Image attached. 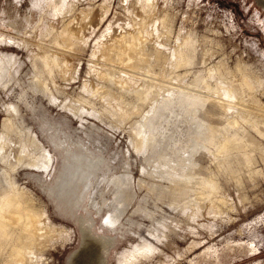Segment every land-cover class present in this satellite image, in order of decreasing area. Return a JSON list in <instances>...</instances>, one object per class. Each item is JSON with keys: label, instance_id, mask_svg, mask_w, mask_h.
<instances>
[{"label": "rangeland", "instance_id": "rangeland-1", "mask_svg": "<svg viewBox=\"0 0 264 264\" xmlns=\"http://www.w3.org/2000/svg\"><path fill=\"white\" fill-rule=\"evenodd\" d=\"M139 32L140 68L112 48ZM0 66V200L23 216L0 264L25 247L27 264H264V0H0ZM160 154L214 182L186 186L200 211L173 201Z\"/></svg>", "mask_w": 264, "mask_h": 264}, {"label": "bare ground", "instance_id": "bare-ground-1", "mask_svg": "<svg viewBox=\"0 0 264 264\" xmlns=\"http://www.w3.org/2000/svg\"><path fill=\"white\" fill-rule=\"evenodd\" d=\"M140 32H142V31H140ZM138 33V34H134V33H130V34H128V35H125V36H123L121 39H118V42H119V44H117V45H112V48H113V50H115V52H114V54L116 53L117 55H118V58L117 59H119V57H120V60L122 59H125L126 57L128 58V59H130V60H132V59H134V62H135V65H134V67H139L143 62H146V57H144V52H145V50H144V47H143V43H144V41H143V34H142V36H140L139 34H141V33ZM66 36V37H65ZM65 36H64V38H65V43H68L69 41H71V35L69 34V33H65ZM57 41V40H56ZM116 41V40H115ZM58 42V41H57ZM114 44V43H113ZM67 45V44H66ZM145 48H146V46H145ZM144 50V51H143ZM116 55V56H117ZM124 55H126V57H124V58H122V56H124ZM160 55V54H159ZM45 56V62H46V64H47V66H48V68L47 69H49V71L50 72H52L53 70H52V68H51V66H50V63L53 65L54 64V62L52 63V60L53 59H55L56 60V64H58L59 66L60 65H62V64H60L61 63V61H59L58 60V58H56L55 56H53V55H51V54H46V55H44ZM51 57H53V58H51ZM112 58V57H111ZM52 59V60H51ZM43 60V59H42ZM54 60V61H55ZM125 60H127V59H125ZM145 60V61H144ZM148 60V59H147ZM183 61V60H182ZM126 62V61H125ZM131 62V61H130ZM148 63V62H147ZM153 63V62H152ZM44 64V63H43ZM56 64H54V65H56ZM152 65V64H151ZM156 65V64H155ZM178 65V64H177ZM142 66V65H141ZM145 66V65H144ZM144 66H142V67H144ZM147 66V65H146ZM46 67V66H45ZM151 67V66H150ZM148 68L147 70H150L151 68ZM0 68H1V66H0ZM58 68V67H57ZM60 68H62V66L60 67ZM59 68V69H60ZM140 68V67H139ZM146 68V67H145ZM46 69V70H47ZM138 69V68H137ZM144 69V68H143ZM144 71H146V70H144ZM55 71H53V73H54ZM150 72V71H149ZM52 73V74H53ZM151 74V73H150ZM103 75L105 76V77H107L108 78V80L109 79H113L114 81H116V82H120L121 83V85H125V87L126 86H128L129 85V83H130V80H124V79H122V78H116V76L115 75H113V73H108V72H105V73H103ZM149 75V74H148ZM119 77V76H118ZM145 77V76H144ZM143 78V77H142ZM106 79V78H105ZM39 80H40V82L43 84V85H45V87L46 88H48V89H50V86H49V84H48V82H46L45 80H42L41 78H39ZM38 80V81H39ZM146 80V79H145ZM148 80V79H147ZM205 81H206V79H204ZM203 81V80H202ZM246 81V80H245ZM112 82V81H111ZM247 82V81H246ZM207 83V82H206ZM155 84V83H154ZM162 84V83H161ZM118 85H120V84H118ZM145 85V84H144ZM150 85V84H149ZM164 85V84H163ZM211 85V84H210ZM209 84H208V86H210ZM146 86V85H145ZM196 86V85H195ZM124 87V88H125ZM129 87V86H128ZM140 87V86H139ZM132 88L131 87V89H133V91H134V93H135V95L137 96V98H139L140 100H138V102L139 101H141V105H143L147 100H148V102H149V100L151 99V101L153 100L152 98L154 97V96H151V93H149L148 92V90L149 89H151V87L150 88H148V90L147 89H145V88ZM147 88V87H146ZM210 88H211V86H210ZM126 89H127V87H126ZM129 89V88H128ZM152 89H154V88H152ZM182 89V88H181ZM185 89V88H184ZM231 89V88H230ZM45 90H47V89H45ZM97 90H99V89H97ZM96 90V91H97ZM100 90H102L101 88H100ZM141 90V91H140ZM219 90H220V88H219ZM226 90V89H225ZM106 91V90H105ZM191 91V90H190ZM201 91V90H200ZM199 91V95L201 96V92ZM224 91V90H223ZM230 91V90H229ZM48 92V91H47ZM107 92V91H106ZM111 92V91H110ZM179 92H181V91H179ZM185 92V91H184ZM184 92H181L182 94L184 93ZM188 92V98H190V99H188V100H192L191 99V97L193 98V96H191V94L189 95V88L188 89H186V92L185 93H187ZM197 92H198V90H197ZM215 92V90H213V92L212 93H214ZM217 92H218V90H217ZM49 93V92H48ZM97 93V92H96ZM100 93V92H99ZM104 93V92H103ZM102 93V94H103ZM108 93V92H107ZM112 93H114V91L112 92ZM158 93V92H157ZM211 93V92H210ZM228 93V92H227ZM50 94V93H49ZM51 94H53V93H51ZM110 94V93H109ZM114 94H116V93H114ZM180 94V93H179ZM181 94V95H182ZM196 94V93H195ZM207 94H209V93H207ZM215 94V93H214ZM220 94V93H219ZM105 95V94H104ZM103 95V96H104ZM117 95V94H116ZM165 95V94H164ZM163 95V96H164ZM187 95V94H186ZM213 95V94H212ZM51 96V95H50ZM107 96V95H106ZM110 96H111V94H110ZM120 96V95H119ZM157 96H158V94H157ZM199 96V97H200ZM213 96H215L216 98H222V97H220V96H218L217 94H215V95H213ZM116 97V96H115ZM114 97V98H115ZM183 97V96H182ZM104 98V97H103ZM109 98V97H108ZM111 98H112V96H111ZM119 98V97H118ZM155 98V97H154ZM214 98V97H213ZM110 99V98H109ZM108 99V100H109ZM113 99V98H112ZM120 99V98H119ZM123 99V98H122ZM180 99V98H179ZM209 99V98H208ZM118 100V99H117ZM111 101V100H110ZM127 101V100H126ZM169 101V100H168ZM174 101V100H173ZM172 101V102H173ZM181 101H183V100H181ZM219 101V100H218ZM220 101L226 106V102H224L223 101V99H220ZM153 102V101H152ZM194 102H195V100H194ZM147 103V102H146ZM166 103V102H165ZM171 103V102H170ZM178 103V102H177ZM193 103V102H192ZM221 103V104H222ZM134 104V103H133ZM169 104V103H168ZM167 104V105H168ZM182 104V103H181ZM180 104V105H181ZM135 105V104H134ZM137 105H139V104H137ZM146 105V104H145ZM156 105V104H155ZM162 105V104H161ZM188 105V104H187ZM194 105V104H193ZM132 106V105H131ZM156 106H158V105H156ZM177 106V105H176ZM204 106V105H203ZM130 107V106H129ZM129 107H127V108H129ZM134 107V106H133ZM143 107V106H142ZM141 107V108H142ZM169 107H170V105H169ZM199 107V106H198ZM121 108V107H120ZM126 108V109H127ZM136 108V107H135ZM138 108V107H137ZM140 108V107H139ZM162 108V107H161ZM181 108V107H180ZM125 109V110H126ZM131 109V108H130ZM132 109H134V108H132ZM132 109H131V111H132ZM117 110V109H116ZM139 110V109H138ZM157 110V109H156ZM118 112V111H117ZM120 112H121V110H120ZM125 112H127V111H125ZM134 112H136L135 111V109H134ZM173 112V111H172ZM119 113V112H118ZM117 113V114H118ZM123 113H124V111H123ZM120 114V113H119ZM118 114V115H119ZM138 114V113H137ZM142 114V113H141ZM160 114V113H159ZM158 114V115H159ZM174 114V113H173ZM172 114V115H173ZM121 116L123 115V114H120ZM129 115V114H128ZM131 115H133V113L131 114ZM146 115H147V113L143 116V118L140 120V122H139V125L136 127V135H137V142H138V144H142V141H143V138H146V139H144V140H146L147 141V143L146 144H148L149 145V142H150V140L148 139V134L150 133H147V131H148V127H147V124H146ZM156 116H157V113L155 114ZM171 115V116H172ZM153 117V116H152ZM173 117H175V116H173ZM141 118V117H140ZM172 118V117H171ZM158 119V118H157ZM148 120V119H147ZM10 123L7 125V130H5L4 131V136H3V139H2V141H1V143H0V160H6L7 159V156H8V152L6 151V146H7V144H8V142H7V138H6V135L11 131V130H13L14 129V125L12 124V121H9ZM136 122V121H135ZM168 123H170L169 121H168ZM7 124V123H6ZM154 124V123H153ZM156 124V123H155ZM209 125H211V124H209ZM203 126H205V125H203ZM154 128V127H153ZM152 129V128H151ZM155 129V128H154ZM208 129H210V128H208ZM155 131V130H154ZM201 131V130H200ZM210 131V130H209ZM213 133H214V131H213ZM261 134H263L262 132H260ZM150 135V134H149ZM201 135V134H200ZM215 135H216V133H215ZM211 136V135H210ZM213 136V135H212ZM213 137H215V136H213ZM216 138V137H215ZM225 138V137H224ZM33 139V138H32ZM151 139V138H150ZM205 139V138H204ZM210 140H211V138H209ZM213 139V138H212ZM217 140V139H216ZM213 141V140H212ZM214 142V141H213ZM213 142H211V143H213ZM210 143V142H209ZM158 144V143H157ZM156 146V145H155ZM157 147V146H156ZM196 147V146H195ZM210 148V147H209ZM208 150H210V149H208ZM26 153V152H25ZM23 158H20V161L22 160ZM163 160H166V161H169V159L167 158V157H165L164 155H161L160 154V157H159V165H160V167H161V169H162V171H163V173H167L168 174V176L170 175L171 176V179H169V181L168 182H170V183H172V184H174V188H172V190H173V195H175L174 196V199H173V201L174 202H176L177 200L176 199H180V201H182L183 199H185V198H187V197H192L193 195L195 196L194 197V200L192 201V200H186V202H183L184 204L181 206L182 208L184 207V208H187V207H189V206H187L186 204H188V205H190L191 207H193V209L194 210H199L200 211V209L202 208V206H201V200L204 198V197H201V195H200V192L198 191V190H196V189H192L191 191H194L192 194H190V195H188L186 192V189L188 190V188H186V186L188 185V184H192L193 185V187H196V186H199V185H201V184H206V185H209V186H211L212 188L215 186V184H214V182L212 181V180H207V179H205V178H201L200 180H198V181H194V180H192L193 178H194V176L193 175H189V174H186L185 175V178L183 179L182 178V176H177V174L176 173H173V172H170V170H169V167L167 166V162H166V164H164V163H162L163 162ZM28 163H32L33 165H37L38 163H35V162H28ZM175 168V167H174ZM161 171V172H162ZM190 174H191V172H190ZM194 175H195V173H194ZM167 176V175H166ZM193 176V178H191V180L190 179H188V178H190V177H192ZM8 178H9V176H8ZM195 178H197V177H195ZM120 179V178H119ZM197 180V179H196ZM12 182V181H11ZM125 184L126 183H124V184H121L122 185V187H120V188H123L122 190H125L124 189V187L123 186H125ZM127 185V184H126ZM171 185V184H170ZM128 186V185H127ZM130 187H132L133 188V186L130 184ZM168 187V186H167ZM164 188H166V186L164 187ZM170 188V187H169ZM212 188H210L211 190H212ZM122 190H121V192H122ZM202 190V189H201ZM210 191V190H209ZM208 191V192H209ZM203 194V193H202ZM192 195V196H191ZM206 195V194H205ZM13 197H14V195H13ZM18 197H21L22 198V196H18ZM2 198V197H1ZM178 199V200H179ZM20 201H21V199H19ZM179 202V201H178ZM21 205V203H19L18 202V205ZM22 204H23V202H22ZM180 204V203H179ZM181 205V204H180ZM19 207H21V206H19ZM180 207V208H181ZM17 208H18V206H17ZM16 207H14V203H13V200H12V198L10 197V196H4L1 200H0V231H1V234L2 235H6V236H9V235H7V233H8V226H9V224L10 223H16V222H20V220L21 219H23L22 217V213L20 212L21 210H18ZM22 209L24 208V206H22L21 207ZM183 208V209H184ZM32 213H34V212H32ZM28 214V213H27ZM36 214H31L30 215V219H31V222H30V226L28 227L29 229L30 228H34V227H39V219H37L36 218V216H35ZM111 219V218H110ZM27 221V220H26ZM38 221V222H37ZM17 224V223H16ZM10 227H12V226H10ZM28 228H23V230L24 229H28ZM34 229H36V230H38L37 228H34ZM25 231V230H24ZM31 232V231H30ZM39 233V231H36L35 232V234L37 235ZM27 234V233H26ZM33 234L31 233V235L30 234H28V235H26V236H32ZM32 238V237H31ZM3 239V238H2ZM24 245V244H23ZM32 250H33V248H31V247H25V248H23V249H20L18 252H17V254H16V262L18 263V264H27V257L29 256L28 254L30 253V252H32ZM32 255V254H31ZM29 258V257H28ZM31 259V258H30ZM29 260V259H28Z\"/></svg>", "mask_w": 264, "mask_h": 264}]
</instances>
